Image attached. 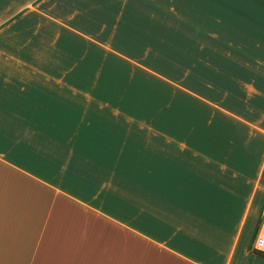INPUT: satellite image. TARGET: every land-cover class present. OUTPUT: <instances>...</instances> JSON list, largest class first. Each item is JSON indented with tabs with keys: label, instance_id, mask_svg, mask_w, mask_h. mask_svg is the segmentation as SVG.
<instances>
[{
	"label": "crops",
	"instance_id": "crops-1",
	"mask_svg": "<svg viewBox=\"0 0 264 264\" xmlns=\"http://www.w3.org/2000/svg\"><path fill=\"white\" fill-rule=\"evenodd\" d=\"M258 252L264 0H0V264Z\"/></svg>",
	"mask_w": 264,
	"mask_h": 264
},
{
	"label": "built area",
	"instance_id": "built-area-1",
	"mask_svg": "<svg viewBox=\"0 0 264 264\" xmlns=\"http://www.w3.org/2000/svg\"><path fill=\"white\" fill-rule=\"evenodd\" d=\"M262 243H263V239L262 238H258L257 239V242H256V247L259 248L262 246Z\"/></svg>",
	"mask_w": 264,
	"mask_h": 264
},
{
	"label": "trees",
	"instance_id": "trees-1",
	"mask_svg": "<svg viewBox=\"0 0 264 264\" xmlns=\"http://www.w3.org/2000/svg\"><path fill=\"white\" fill-rule=\"evenodd\" d=\"M258 254L264 257V252H258Z\"/></svg>",
	"mask_w": 264,
	"mask_h": 264
}]
</instances>
